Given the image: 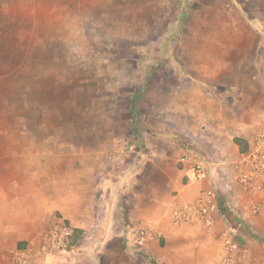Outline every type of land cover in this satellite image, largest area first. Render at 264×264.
<instances>
[{
  "label": "rangeland",
  "instance_id": "rangeland-1",
  "mask_svg": "<svg viewBox=\"0 0 264 264\" xmlns=\"http://www.w3.org/2000/svg\"><path fill=\"white\" fill-rule=\"evenodd\" d=\"M57 63L83 83L53 84ZM40 73L50 83L37 84ZM73 108L82 120L80 136L94 139L109 162L97 220L112 210L116 215L125 197L152 189L134 174L143 136L136 124L155 130L158 118L173 122L179 143L225 179L219 164L199 151L198 139L214 122L235 128L244 120L255 130L264 124V0H0V138L28 139L32 130L42 137L34 129L38 120L43 124L42 110L50 116L44 131L73 138ZM217 108L223 116L210 120L206 112ZM99 126L106 133L94 134ZM214 184L222 200L227 193L217 179ZM124 222L92 235L121 232L138 262L154 264L141 253L148 241L139 239L137 227L144 222ZM86 236L73 235L62 255L77 253L81 264H95L80 249L88 246Z\"/></svg>",
  "mask_w": 264,
  "mask_h": 264
},
{
  "label": "crops",
  "instance_id": "crops-1",
  "mask_svg": "<svg viewBox=\"0 0 264 264\" xmlns=\"http://www.w3.org/2000/svg\"><path fill=\"white\" fill-rule=\"evenodd\" d=\"M73 49L78 51L76 46ZM173 64L181 66L178 61ZM54 65L53 84L83 83V80L68 76L65 65ZM37 77L40 79L37 84L50 83L45 80L49 79L48 74L40 73ZM71 110L68 116L77 133L73 138L61 139L48 129L45 132L43 128L49 127L50 117L45 110L41 115L37 113L43 124L38 120L34 128L43 131L42 137L32 130L28 139L0 138V264H12L10 251L17 246L37 248L46 231L58 220L88 233L84 240H88V246L82 245L80 249L95 264H150L138 262L133 251L123 247L121 232L93 237L97 229H101L102 234H106L105 230H114L122 219L128 227L139 222L153 223L157 238L144 243L141 253L154 264H222L223 232L226 230L235 240L231 264H264V193L250 196L243 192L229 178L230 168L222 164L229 156L233 159L240 152L235 137L251 140L256 130L249 126L250 122L243 120L240 126H233L235 128L214 122L202 132L203 138L198 139L199 151L228 172H222L225 179L211 177L213 182L217 179L219 187L227 193L221 200L224 210L220 209L215 225L200 227L175 225L171 220L173 207L193 200L200 184L187 179V170L179 162L187 146L183 147L177 140L176 125L168 121L162 124L159 115L155 130L139 124L135 127L136 133L143 136L138 138V154L134 158L138 163L134 174L140 176L143 186L146 182L152 189L125 197L122 207L117 204L116 215L112 210L110 217L97 220L100 178L107 174L109 162L94 139L80 136L78 127L82 120L77 119L75 108ZM218 112V108L209 109L206 115H210V120H218L223 116ZM106 131L99 126L94 127L93 133ZM20 134L21 130L18 137ZM252 199L259 201L257 213L250 210ZM103 213H107V209L104 208ZM65 256L37 257L31 264H81L77 253ZM58 257L65 259L59 261Z\"/></svg>",
  "mask_w": 264,
  "mask_h": 264
},
{
  "label": "built area",
  "instance_id": "built-area-1",
  "mask_svg": "<svg viewBox=\"0 0 264 264\" xmlns=\"http://www.w3.org/2000/svg\"><path fill=\"white\" fill-rule=\"evenodd\" d=\"M247 149L240 151L231 161L223 162V166L230 168L231 178L243 192L250 196L264 193V124L258 128L251 140L247 141ZM114 157L116 154L113 155ZM187 170V178L198 182L197 196L182 205H176L171 212V220L175 225L192 224L200 227L215 225L220 212L221 198L212 181L210 162L199 156L193 148H185L179 159ZM228 174L227 171L221 169ZM228 176V175H227ZM250 210L257 213L260 204L257 199L249 201ZM139 239L153 241L157 238V231L153 223H143L138 227ZM222 264L232 263V251L235 240L229 230L223 232ZM74 228L63 220H58L50 226L37 248L32 246H17L10 251L12 264H31L37 257L60 256L69 251L70 238Z\"/></svg>",
  "mask_w": 264,
  "mask_h": 264
},
{
  "label": "trees",
  "instance_id": "trees-1",
  "mask_svg": "<svg viewBox=\"0 0 264 264\" xmlns=\"http://www.w3.org/2000/svg\"><path fill=\"white\" fill-rule=\"evenodd\" d=\"M234 141L239 146L240 151H245L247 149V146H248L247 145V140L242 139L240 137H235ZM220 209L224 210V205H223L222 202L220 203ZM83 232H84V230L74 229V234L73 235H75L77 233L80 234V233H83ZM79 244L81 245V243H79Z\"/></svg>",
  "mask_w": 264,
  "mask_h": 264
}]
</instances>
